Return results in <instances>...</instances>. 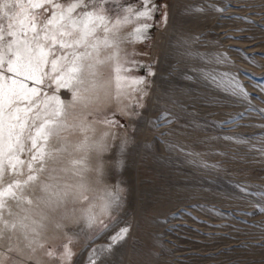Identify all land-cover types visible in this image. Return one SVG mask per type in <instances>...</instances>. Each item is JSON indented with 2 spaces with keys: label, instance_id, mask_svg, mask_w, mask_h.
<instances>
[{
  "label": "rangeland",
  "instance_id": "rangeland-1",
  "mask_svg": "<svg viewBox=\"0 0 264 264\" xmlns=\"http://www.w3.org/2000/svg\"><path fill=\"white\" fill-rule=\"evenodd\" d=\"M151 3L157 7L151 20L135 16L144 10L142 0H103L102 5L85 0L77 9L102 8V14L114 22L131 7L133 23L123 31H133L139 26L137 20L152 27L148 39L122 45L129 52L135 50L138 66L126 65L127 74L143 76L148 83L142 87L148 95L141 97L129 90V115L110 107L93 117L118 122L106 172L114 186L125 189L123 203L118 211L109 208L101 216L111 225L107 230L99 231L96 224L71 229L69 264H88L89 253L99 245H109V238L125 226L129 228L125 239L101 254L98 264H264V211L256 207L264 206V195H253L264 191V155L259 151L264 141L223 139L240 134L258 137L264 127L243 125H264V118L245 113L246 104L237 103L194 71L216 69L232 74L250 94L251 104L264 109V0ZM196 6L204 11H186ZM187 51L204 58L184 55ZM216 53H225L231 63L216 64ZM54 90V85L51 91L45 88L48 93ZM215 98L219 103L212 104ZM164 112L174 118L170 123L158 120ZM230 116L234 123L217 126L216 122ZM147 144L151 147L146 148ZM63 242L65 237L47 246L62 251ZM51 264H58L55 256Z\"/></svg>",
  "mask_w": 264,
  "mask_h": 264
},
{
  "label": "snow or ice",
  "instance_id": "snow-or-ice-1",
  "mask_svg": "<svg viewBox=\"0 0 264 264\" xmlns=\"http://www.w3.org/2000/svg\"><path fill=\"white\" fill-rule=\"evenodd\" d=\"M84 2L85 0H0V264H51L54 256L58 264H69L73 257L69 247L73 238L67 235L68 225L63 221L69 218L70 199L74 204L79 200L88 201L89 196L85 194L87 189L84 185H69L63 182L60 175L73 171L78 176L80 172L76 166L83 164L82 160L73 159L72 169L62 166L63 153L67 151V138L62 136V132L70 127L68 121L71 117L67 108L75 107L83 98L86 79L97 74V66L106 62L112 64L111 80L116 97L128 95L129 90L139 92L141 97L148 95L142 87L148 81L143 76L137 78L127 74L126 65L138 66L133 58L135 50L129 52L122 45L148 39L151 23L137 20L139 26L133 31H123L126 25L133 23L131 7L126 9V15L112 22L102 14V8L78 12L77 9ZM98 3L102 5L103 0H98ZM142 4L144 10L136 11L135 16L151 20L152 12L157 7L151 0H142ZM208 7L221 11L213 4ZM186 11L203 12L204 9L196 6ZM108 51L111 54L101 59L102 53ZM183 54L204 58L203 54L191 51ZM213 55L216 64L231 63L225 53ZM194 71L237 103L246 104L245 113L255 112L264 118V109H257L251 104L250 94L232 74L220 73L216 69ZM147 75L151 76L152 72L149 70ZM52 85L57 92L61 89L68 90L71 99L65 101L60 95H49L45 88L51 91ZM211 103L217 104L219 99H212ZM137 106L144 105L138 103ZM172 119L174 118H170L167 112L161 113L158 118L169 123ZM99 122L108 125L110 129L118 126L117 121L107 118ZM216 123L217 126H222L234 123V119L230 116L227 121ZM156 126H159L158 122ZM104 135L109 136V132ZM111 136L112 140L116 139L115 132H111ZM223 139L235 143H247L249 139L264 141V133L258 137L240 134L225 136ZM145 147L150 148L151 145L147 144ZM110 149L111 145L101 144L97 150L105 159ZM259 151L264 155V147ZM120 163L117 161V166ZM97 174H105L103 162L97 169ZM124 191L119 184H106L96 191L94 201L87 208L73 209L71 213L75 215L79 212L87 225L96 224L99 231H105L111 225L101 216L107 215L109 208L119 210ZM242 191L247 193L246 188ZM253 195H264V191ZM256 207L264 211V206ZM61 209L64 211L57 219L56 214ZM213 212L217 214L215 210ZM187 215L191 217L190 212ZM219 215L222 216L223 213ZM192 219L204 222L198 217ZM48 224L65 233V242L60 245L62 251H57L55 246L47 247L45 230ZM128 232L127 226L122 227L109 238V245L94 248L89 253L88 264H98L100 255L110 252L111 246L123 241Z\"/></svg>",
  "mask_w": 264,
  "mask_h": 264
},
{
  "label": "clouds",
  "instance_id": "clouds-1",
  "mask_svg": "<svg viewBox=\"0 0 264 264\" xmlns=\"http://www.w3.org/2000/svg\"><path fill=\"white\" fill-rule=\"evenodd\" d=\"M110 54L111 51L103 52L101 59ZM111 68L110 62L98 65L97 74L86 79L83 86V98L75 104V107L67 108L71 117L68 121L70 127L62 132V136L67 138L65 143L67 151L63 153L62 164L67 167L73 159L82 160L83 164L76 166L80 172L77 183L84 185L87 191L93 193L107 184V163L98 152V146L101 144L112 145L111 130L106 129L98 119L93 117L110 107L126 114L128 107L127 94L115 96ZM105 132H109V136L106 137ZM102 162L105 174L98 176L97 169ZM68 216L69 218L63 221L68 227L87 226L86 220L80 217L79 212H76L75 215L70 212Z\"/></svg>",
  "mask_w": 264,
  "mask_h": 264
},
{
  "label": "bare ground",
  "instance_id": "bare-ground-1",
  "mask_svg": "<svg viewBox=\"0 0 264 264\" xmlns=\"http://www.w3.org/2000/svg\"><path fill=\"white\" fill-rule=\"evenodd\" d=\"M159 36H160V33H157L156 39L159 38ZM158 44H159V42H158ZM48 94L49 95H60L61 99L65 100V101L71 99V94L66 89H61L58 92L55 89L52 93H48ZM129 109H130V104H129V100H128V107H127L125 115H129V111H130ZM103 126L106 129L111 130V132H115V130L113 128L110 129L109 127L105 126L104 124H103ZM115 135H116V132H115ZM113 141L114 140H112V143H113ZM105 160H106V163H107L108 153H106V155H105ZM62 166L65 167L64 165H62ZM66 168L72 169L73 165L70 163ZM60 175L63 178V182H65V183H67L69 185H73V186L78 185L77 181L79 180V177L74 175L73 171L64 172V173H61ZM107 184L111 185V186H114L112 184V181H110L109 179H107ZM73 191H75V188H73ZM85 194H89V200L88 201L79 200V201H77L76 203L73 204V203H71V199L69 200V202H68V212L69 213L72 212L73 209L87 208L89 206V204L94 201L95 196L97 195L96 192L93 193V192H89V191H87ZM63 211H64L63 209L58 210V212L56 214L57 219L60 218V215L63 213ZM95 211L98 212L99 210L95 209ZM45 223H47V222H45ZM72 228H74V227H68L66 229L67 235H69L71 233V229ZM64 237H65V233L64 232H60V231L54 229L52 224H48L47 229L45 230V238L48 241L47 245L48 244L54 245L56 242H58L60 239H62Z\"/></svg>",
  "mask_w": 264,
  "mask_h": 264
}]
</instances>
